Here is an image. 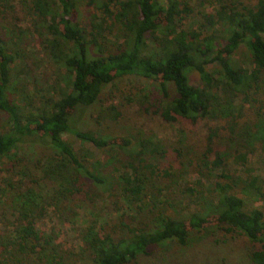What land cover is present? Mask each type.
I'll list each match as a JSON object with an SVG mask.
<instances>
[{
  "label": "trees",
  "instance_id": "obj_1",
  "mask_svg": "<svg viewBox=\"0 0 264 264\" xmlns=\"http://www.w3.org/2000/svg\"><path fill=\"white\" fill-rule=\"evenodd\" d=\"M19 1L21 16L45 31L43 48L63 69L65 83L54 97L38 106L26 108L10 100L9 95L14 93L11 70L16 63L11 50L19 37L9 36L12 30L0 26V166L6 176L14 169L11 175L18 177L5 178L18 220L24 221L36 207L41 218L46 205L60 200L83 197L93 202L101 197L96 186H104V194L120 197L126 209L132 205L134 214H121L105 226L92 224L78 230L77 261L72 264H141L148 259L164 262L167 251L188 246L191 231L201 235L206 230L202 225L210 214L215 228L229 239H245L246 264H264L263 211L245 209L242 199L264 200V185L250 168L251 148L264 144V0L246 4L241 0ZM81 2L85 9L93 10L94 17L76 18ZM12 6L0 0L1 19L6 17V8L18 14ZM194 12L202 18L198 30L184 27ZM214 28L222 30L217 34L221 36H214ZM221 41L224 45L218 49ZM239 46L246 50L248 70L231 61L230 55ZM210 63L219 77L215 84L205 69ZM20 68L18 74H28L27 65ZM190 72L197 74L204 88L220 87L222 98L191 85ZM124 77L156 80L162 101L138 104L134 112L139 123L135 143L126 138L119 146L111 144L122 152V158L113 152L108 161L99 163L88 152L76 156L62 134L106 151L114 148L108 145L109 139L73 128L71 119L78 108L96 107L103 88ZM234 99L240 106L256 104L251 124L241 120L242 107L234 105ZM205 118H221L223 123L203 128V150L192 156V171L198 180L206 182L205 195L213 201L204 203L202 212L188 214L186 224L164 212L156 201L137 208V198L143 196L144 189H152L158 177L151 162L165 158L172 150L174 155L178 153L173 146L156 143L151 138L155 136L151 126L179 120L193 125ZM217 140L224 141L228 150L215 145ZM37 141L45 153L39 154L41 161L30 164L18 148L26 144L31 147ZM144 163L149 165L146 170ZM168 174L162 171L163 176ZM40 182H51L55 188L49 194L35 193ZM40 202L43 204L35 206ZM112 207L114 212L122 209L116 201ZM51 239L41 237L31 223L22 226L20 240L10 245L4 264H16L23 255H33V264H41L45 258L48 264H65ZM213 242L218 244V240Z\"/></svg>",
  "mask_w": 264,
  "mask_h": 264
},
{
  "label": "rangeland",
  "instance_id": "obj_2",
  "mask_svg": "<svg viewBox=\"0 0 264 264\" xmlns=\"http://www.w3.org/2000/svg\"><path fill=\"white\" fill-rule=\"evenodd\" d=\"M241 1L246 4L253 0ZM6 2L12 4L13 10L18 11V14L13 15L10 12L11 10L6 8V17L2 19L0 17V26L5 25V28L12 30L9 36L15 38L18 35L19 37L18 41L14 40L17 45L12 47V52L10 51L16 54V63L11 70V82L14 93L9 95V99L22 103L26 108L33 106V104L38 106L42 101L54 97L56 91L62 88L65 83L64 71L52 61L47 54V50L43 48V44H45L43 40L46 37L45 31L40 28H34L32 19L21 16L19 11L21 8L19 5L20 1L6 0ZM204 11L206 13L211 12L210 9H205ZM76 15L77 19H84L87 16L91 18L94 17V12L91 9H85L81 2L78 5ZM16 16L20 19L15 20ZM201 21L200 15L194 12L187 18L184 27L198 30ZM204 29L209 33L211 32L209 27ZM212 30H214V36L222 34V30L218 28ZM223 45L224 43L221 41L218 49H221ZM230 57L231 61L235 62L240 69L248 70L250 68L248 56L243 46H239L234 50ZM23 65L28 66V74L26 75L17 73ZM205 69L210 71V77L215 84L216 80L219 79L216 74V68L210 63L205 66ZM188 80L191 85L201 89L207 95H212L216 99L222 98L220 87L219 89L218 87L204 88L195 72L188 74ZM162 98L160 87L156 80L138 79L136 77L116 79L113 84L111 83L103 88L100 101L96 107L78 108L73 112L71 125L73 128L82 131L89 130L102 140L109 139L110 142H107L109 146L111 144L119 146L122 142L121 139L126 138L131 140V144H134V136L137 132V125H139L138 117L134 112L137 110L138 104L145 102V106H147L153 102L162 101ZM236 102L238 101L234 99V105L238 104L240 106V103ZM45 104L47 105L48 103L46 102ZM240 107H242L240 112L241 120L246 121L244 123H248V125L251 124V113L256 104L244 103ZM97 113H99L98 117H96ZM114 113L117 115L115 116ZM0 123L2 122L0 121ZM222 123L221 118H205V120L193 125L183 120L168 125L153 124L151 133L155 136L151 138L161 147L164 145L173 146L172 149H176L178 153L175 156V150H172L173 153L169 152L165 158L151 162L150 167L158 175L154 185L155 188L144 189L143 196L137 198V204H133H136L137 207L142 203L159 202L162 204L164 212H168L171 216L183 221L184 224H186L188 214L202 212L203 204L209 202V200L213 201V199H211V196L205 195L204 187L206 182L203 179L198 180L195 170L192 171V156H197L203 150V128L205 126L221 125ZM61 138L69 145L76 156L79 157L88 152L99 163L108 161L110 153L117 152L120 158L123 155L114 146H111L114 148L106 151L105 149L107 148L99 149L89 143H81L69 134H62ZM39 142H33L31 147L26 144L18 148V153L25 156V159L30 164H35L38 160L41 161L39 154L45 153ZM214 144H217L223 150H228L224 141L217 140ZM230 147H233V144H230ZM251 149L253 152V156L250 158L252 174L257 175L259 182L264 185V144H254ZM111 150L113 151L111 152ZM142 158L148 160L146 157ZM147 166L149 165L144 163V170L149 168ZM163 170L169 173L168 176L162 175ZM10 171V176H6L0 166V264H4V258L8 257L10 245L14 241L20 240V228L28 223L33 225L34 231L41 237L51 236V244L63 256L64 263L72 264L71 261H77L78 230L92 224L98 227L105 223H112L115 217L121 214H134L132 205L127 207L128 209L124 208L120 197L115 196L113 198L106 193L104 194V186H96L101 193V197L93 202L91 200L88 201V199L85 200L83 197H76L74 200L68 199L69 201L60 200L57 203L53 202L46 205V211L42 213L41 218L37 215L39 208L36 207L33 212H28V216L24 221L20 222L17 209L11 201V196L6 186V179H18V177L11 175L15 170ZM54 188V184L51 182H40L35 188V193L43 194L46 192L49 194V191ZM242 199L245 200V209L256 208L263 211L264 214V200L261 197H253L251 199L242 197ZM113 201H116L117 205L122 208L118 212L113 210ZM42 204L40 202L35 206ZM58 210L62 213L61 216H58ZM207 216L208 218L202 225L206 230L199 233L201 235L191 231V235H189L190 243L187 247L183 249L173 248V251H167L164 262L155 263L148 259L141 264H246L244 257L245 239L237 237L229 239L222 231H218L215 228L214 218L211 214ZM59 218H64V220L61 221ZM211 240H218V244ZM36 246L40 250V245ZM33 258V255H23L18 258L19 260L16 264H33ZM45 262H47L46 258L43 259L41 264H48Z\"/></svg>",
  "mask_w": 264,
  "mask_h": 264
}]
</instances>
